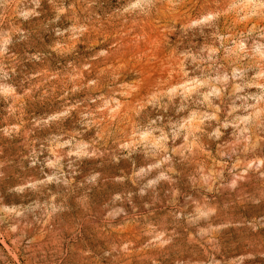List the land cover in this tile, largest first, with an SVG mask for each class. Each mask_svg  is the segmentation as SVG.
<instances>
[{
    "label": "rangeland",
    "instance_id": "obj_1",
    "mask_svg": "<svg viewBox=\"0 0 264 264\" xmlns=\"http://www.w3.org/2000/svg\"><path fill=\"white\" fill-rule=\"evenodd\" d=\"M0 264H264V0H0Z\"/></svg>",
    "mask_w": 264,
    "mask_h": 264
}]
</instances>
